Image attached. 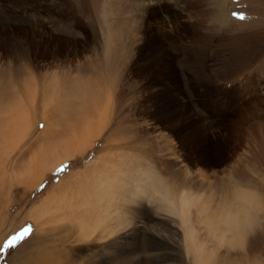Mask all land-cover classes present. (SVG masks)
I'll use <instances>...</instances> for the list:
<instances>
[{
    "label": "rangeland",
    "instance_id": "1",
    "mask_svg": "<svg viewBox=\"0 0 264 264\" xmlns=\"http://www.w3.org/2000/svg\"><path fill=\"white\" fill-rule=\"evenodd\" d=\"M107 1L0 0V37L9 40L25 32L29 44H40L26 56L5 54L0 46V81L13 67L23 76L14 91L23 80L26 84L8 103L0 96V264H197L186 254L174 204L199 194L213 207H221V200L232 203L233 194L226 196L225 189L228 178L238 181V171L252 180L251 186L239 184L255 199L251 225L234 242L233 233H225L221 244L217 236L204 234L197 218L193 225L207 243L206 264H264V149L257 133L264 128V0L151 4L145 23L154 30L173 18L177 29L171 31V23L165 28L180 39L163 47L171 56L169 72L148 92L139 81L150 76L137 77L132 60L120 68L114 57L121 48L106 43ZM84 36L92 43L80 57L50 56L58 40ZM111 38L133 50V60L145 58L135 26L127 36L111 30ZM110 59L111 66L125 69L115 86L96 78ZM3 87L0 82V93ZM85 106L88 110L80 113ZM14 108L29 110L26 134L18 130ZM170 117L194 139L197 149L184 150L191 161L178 143L162 135L166 124L161 123ZM89 119L100 135L82 148L75 143L73 156L61 162L60 143L81 134ZM198 168L218 171L219 180L200 177ZM105 178L110 181L106 189L100 187ZM103 189L126 220L119 227L113 222L111 235L96 227L97 216L79 224L86 201L97 203L95 215H107L99 207Z\"/></svg>",
    "mask_w": 264,
    "mask_h": 264
},
{
    "label": "bare ground",
    "instance_id": "2",
    "mask_svg": "<svg viewBox=\"0 0 264 264\" xmlns=\"http://www.w3.org/2000/svg\"><path fill=\"white\" fill-rule=\"evenodd\" d=\"M163 3H164V5H162V6L164 7V9L167 8L168 2L166 3V1H165ZM151 4L161 5L160 0H122L120 2H119V0L118 1L111 0V1H107V3L105 4V8H104L105 16L107 17L106 24H107V27H108L107 29H108V33H109L107 36H105L106 37V43H108L110 45L112 43H117V45L121 48L120 50L117 51V56L114 57V59L117 57L116 58L117 59L116 61L118 62L117 65L119 64L120 68L126 67L128 62H131V60H132L134 62V64H136L135 67L132 64V67H134V71L136 73V76L138 75L139 77H142L143 79H146L145 76H147V75L150 76V78L148 80L146 79L147 82H145V83H143L141 81V79L139 81L142 84L143 91H146V92H148L152 88L157 87L158 85L162 84L161 80L166 78V75L164 74L165 70H167L166 72L168 75L169 70L167 69L166 65L171 62V59H169V57H171V56H170L169 52H163L162 51L163 47L167 44L168 40H169L168 44L171 46L173 43L178 41V39H180L177 36L174 37L173 36L174 32H171V31H175L177 29V26H175L173 18H170V20L166 21V24H163L164 22H161V24H162L161 26L156 25V27L154 29L155 31L151 28V26L147 22L145 23V20H146L145 15L148 14V16H149V10H150ZM167 11H168V14L173 16L172 15L173 13L171 12L170 8H168ZM151 23L153 24L152 21H151ZM169 23L172 24V27H170L171 31H168L165 28V26L169 25ZM133 26L138 28V31H139V33H140V35L144 41L143 45L141 46L142 50L144 52H146L145 58L143 60H136V59L133 60L132 58L134 55V53H133L134 51L125 47L124 44L122 46L119 42H117L116 40L114 41L111 38V30L114 31V33L116 35L122 34V36H127V35H129L130 30ZM152 31L154 33L151 34ZM78 39L79 38H77V39L75 38L74 40L69 39V38H67V39L65 38L62 40H58L57 44L53 43L54 47H52V49H50V51H51L50 56L58 57L60 55H64L67 57H71V56L75 57V58L80 57L79 53L84 52L86 50H89V47L91 46L92 42L90 41V39L87 36H84L83 40L81 39L79 41ZM121 41H123V39H121ZM29 42H30L29 37L27 36V34L25 32H21V35L19 38L11 37V38H9V40H7V37L6 38L3 36L0 37V46H3V51L5 54H7V52H10L12 55H14L16 53V51H18L20 54H23L24 56H26V55H28V53H31L30 51H32L34 49V47L40 46V44L38 43L37 40H34V42H32L30 44H29ZM103 42L105 43V40ZM119 47H117V48H119ZM114 50H115V48H114ZM59 53H62V54H59ZM107 55H109V54H107ZM173 59H174V57H173ZM66 61H69V59L67 58ZM111 61H112V59H110V61L106 64V67H105L103 73L99 74V76L97 75L98 77L96 76V78L101 77L99 79V82H101L102 78H103V81H102L103 83L102 82L101 83L106 85V86L111 84V83L113 86H115L119 82L118 79H120V77H121L120 72L123 73L125 71V69L120 70L119 68L116 69L113 66H111L110 65ZM22 66H25V64L24 65L22 64ZM158 68H160V70ZM11 69H12L11 70L12 71L11 72L12 77L9 76L8 79H6V76H4L5 78L2 77L4 80L0 81L1 86L2 87L4 86L3 92L1 91V93H0V96H2L1 101L4 100V102H5L6 101L5 98H6L7 103L12 98H14L19 91H22V87L24 85H26V84H24L25 81L23 80V82L21 83V86L18 88V90L14 91L13 85H15L18 82V79L21 78L22 71L20 72L21 68L15 69L12 67ZM115 71H116V73H115ZM151 72L155 73L156 76L151 75ZM161 74L163 76H161ZM22 79H23V76H22ZM91 80H92V78H91ZM97 81H98V79H97ZM104 85H103V87H105ZM133 85H134V83H133ZM262 88H264V87H262ZM107 97H108V99H112V96H107ZM57 99H58V97H57ZM58 100H60V99H58ZM148 100L152 101L150 98H148ZM145 101L147 102V98L145 99ZM61 102L62 101H60V103ZM60 103H58V104L61 106ZM108 106H107V108H108ZM5 107H6V105H5ZM85 110H88L87 106H85V108H83L80 111V113L82 111H85ZM2 111L6 112V109H2ZM12 113L16 114L18 116V117H16L17 118L16 124H17L18 130L22 129V132L26 134L28 130H26L25 128L28 124L29 110L20 111L18 108H14L12 110ZM105 113H106L105 114V117H106L108 112L106 111ZM155 115H157V114L151 113V116L154 119L156 118ZM100 116H102V115H100ZM100 116H99V118H100ZM173 117L175 118L177 116L174 115ZM172 120H173V118L170 117V118L164 120L163 123H161L162 125L166 124L164 126L165 130H162L163 131L162 135L164 137H166V139L168 141H170L172 143V145H174L173 143H175V145L178 143L180 150H182L184 153L182 155H185L184 159L191 161V159H192L191 155L188 153V151L184 152V150H190L191 148L197 149V146H195L193 144L194 139H193L192 135L184 133V132H186L185 128H179V126L176 127L177 120H173V121ZM99 121L103 122V120L101 121L100 119H99ZM104 122H105V120H104ZM173 124H175V125H173ZM28 125H30V124H28ZM23 126H25V127H23ZM173 126L175 128H173ZM98 127L99 126L93 124L92 120L89 119V121L87 122V125H85L82 128L81 134L82 133H84V134L81 135L78 132L79 135L74 137L72 141H70V142L63 141L62 143H60L61 147H63L65 149V150L64 149L62 150V148H59L60 145H58V148L61 150V152L65 151L64 155L62 154L63 157L60 159V160H62L61 162H64V161H66V158L73 156L72 146L75 143H78V146L82 148L89 143V139L91 137H93V135L99 134L100 130L98 129ZM170 127L172 128L173 132L170 131V129H171ZM257 133H258L259 142L261 144V147L264 149V128L262 127L261 130L257 131ZM3 138H5V137L3 136ZM185 143H187V144H185ZM190 143H191V145H190ZM58 148H57V150H58ZM176 148H177V146H176ZM59 154H61V153H59ZM253 158L255 159L256 156ZM263 158H264V155H263ZM6 160L7 159H5V161ZM198 170L200 171V173H199L200 177L202 176L205 179L206 178L208 179L210 177H212V178L215 177L214 179L216 181L219 180V179L218 180L216 179V178H218L217 177V174L219 173L218 171L214 170V171L208 172V170H203L202 168H198ZM245 174H246V172L244 173L243 171L236 172L234 174V177L237 176L238 181L234 180V178L231 180L228 178V184L227 185H229L230 188L225 189L228 192V193H226V196L233 194V200H232L233 202L230 204L224 205L222 202L223 200H221V202H219L221 207H219V208L217 206L213 207L212 204L209 203L210 199L208 201V199L201 198V197H204V196H201V194L197 195L196 198H194L195 196H193L191 198L190 197L188 198L187 196H183L180 198L178 204H176L173 199L171 201L170 198H168L170 203L171 202L175 203L174 205H175L176 209L173 208V210H174L173 212L178 214V216L180 217L181 224H182V227L184 229V244H185V249L187 251L186 254H188V256H191L193 258V260L196 261L197 264H206V260H208V259H206L205 254L208 255V253H206L207 252L206 251L207 250L206 249L207 243L205 242V238H201V236L199 235V231L193 225L196 218H197V220L200 221V223L204 224V227H206L204 234H206V235L213 234L214 237L217 236L218 238H215V239L220 244H221V242L225 243V241H226V239H224V237L226 236L225 233L232 232L233 234H232L231 238H233L232 240L234 242V240H237L239 238L238 232H240L246 226L251 225V223H252V221H251L252 210L254 208L255 199L253 197V193L250 190H240V188H239V184L240 185H248L249 184L250 186L252 185V180L249 179L248 174H246V176H245ZM172 176H173V174H172ZM232 177H233V175H232ZM245 178H246V180H245ZM103 181H105V183L103 184V182H102L100 187L105 185V189H106V183H110V181L108 178H107V181H106V178ZM201 182H202V180H201ZM193 185H194V183H193ZM214 185H215V183H214ZM223 186H224V184H223ZM223 186H222V189H224ZM212 187H213V183H212ZM212 187H211V189H212ZM109 188L111 190V193H113V191L115 190V187L112 184H110ZM164 188H167V187L164 186ZM105 189H103L102 194L100 196H98V198H99V202H101L100 197L104 196L105 200H104L103 204L99 203V207L100 208L102 207L101 210H104V212L107 215H105V217H103L102 215L100 216V214L95 215L96 212H98L97 203L95 205H91L90 203H88L89 201L88 202L86 201V204L84 203V207H83L85 213H84V215L82 213L83 218L80 219L79 224L84 226V224L90 223V221H91L90 219L93 216H97L96 221H95L96 227L99 226V228L103 232H106L108 235H111L114 232H116L115 229H114V232H112V230L109 231V229H111V227H110L111 224H113V222H115V223H117V224H115V227H119L126 220H124V216H123L121 210H118L116 208H112L111 202L114 200H113V198L110 200L106 196L107 192L105 191ZM170 192H171V190H169V189L164 190V193L166 194L167 197H171ZM211 196H212V194H211ZM205 197H207V196H205ZM92 202L93 201H91V203ZM193 206H198L197 212H192L191 208ZM118 208H119V206H118ZM170 210H171V207H170ZM102 221L104 222L103 225H102ZM243 235H244V233H243ZM231 238H228V240H231ZM158 241L163 242L162 240H158Z\"/></svg>",
    "mask_w": 264,
    "mask_h": 264
}]
</instances>
